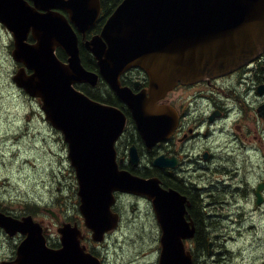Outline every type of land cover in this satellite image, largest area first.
<instances>
[{"label":"water","instance_id":"obj_1","mask_svg":"<svg viewBox=\"0 0 264 264\" xmlns=\"http://www.w3.org/2000/svg\"><path fill=\"white\" fill-rule=\"evenodd\" d=\"M31 1L46 13L24 0H0V24L14 41L11 56L23 64L12 80L29 97L40 99L46 120L61 132L77 180L78 209L93 242H103L117 227L118 216L111 211L116 192L145 196L161 231L158 264H192L184 242L194 237V227L184 219V198L162 190L156 178L119 170L114 145L125 127L124 115L73 88L94 84L98 76L83 68L69 21L84 36L98 20L99 0ZM50 7L64 8L69 21ZM29 33L33 45L26 43ZM85 47L151 148L174 129L167 108L157 105L168 92L178 84L230 74L264 53V0H123ZM56 48L66 52L68 64L58 60ZM133 67L147 75V94L121 87L119 76ZM130 150V163L136 165L137 154ZM160 159L153 166L160 167ZM258 191L256 205L262 202ZM44 211L59 221L52 210ZM0 228L9 237H23L15 258L1 264H101L81 245L84 236L77 224L61 223L59 248L47 245V231L30 215L18 219L0 211Z\"/></svg>","mask_w":264,"mask_h":264},{"label":"flooded vegetation","instance_id":"obj_2","mask_svg":"<svg viewBox=\"0 0 264 264\" xmlns=\"http://www.w3.org/2000/svg\"><path fill=\"white\" fill-rule=\"evenodd\" d=\"M24 1L37 12H45L35 7L31 0ZM99 1L102 15V0ZM50 8V11L68 19L69 14L64 8ZM99 21L100 17L85 37L71 24L77 33L80 57L82 52L91 57L85 43L99 34L106 19L99 31L94 30ZM27 42L34 43L31 35ZM56 53L61 62H68V56L62 48H57ZM91 61L94 62V69L84 68L96 73L98 79L94 84L84 82L74 87L91 100L117 108L124 115L125 127L115 144L119 169L146 179L156 177L162 190H172L183 197L184 219L195 228L193 240L196 239L197 220H202L199 224L204 226V219L213 216L208 213H204L207 217L201 213L197 215L196 208L201 210L214 203L221 204L227 199V194L233 195L234 192L244 201L251 199L255 208L264 205V169L263 177L257 179L253 187L249 186L248 180V177L260 175L264 159V53L230 74L191 85L179 84L168 92L157 105L167 108L165 113L174 123V129L166 139L151 148L146 146L139 135L129 107L99 75L93 56ZM119 82L122 88L134 95L147 94L149 90L147 75L137 67L122 73ZM131 148L135 149L138 157L136 165L130 163ZM159 157L161 166H153L154 160ZM251 161H255V165L247 169V162ZM242 177L244 181H237V178ZM233 188L236 191L232 193L230 190ZM257 190L263 204L256 207ZM122 197L147 203L158 225L150 201L143 197L116 193L112 211L118 214L120 224L123 220L119 208ZM15 238L20 240L19 236ZM207 240L211 241L208 233ZM54 246L58 247V244ZM96 249L97 245L90 249L94 255H97Z\"/></svg>","mask_w":264,"mask_h":264},{"label":"rangeland","instance_id":"obj_3","mask_svg":"<svg viewBox=\"0 0 264 264\" xmlns=\"http://www.w3.org/2000/svg\"><path fill=\"white\" fill-rule=\"evenodd\" d=\"M10 52V34L0 25V208L20 216L25 206L30 210L36 206L34 219L49 227V244H56L57 225L42 212L43 207L53 209L62 219L80 226L87 237L84 245L91 249L90 234L78 211L77 183L67 146L61 134L45 121L40 102L15 86L12 76L17 67ZM247 163V169L255 165V161ZM263 169L264 159L260 175L248 177L250 187L263 177ZM243 177L237 181H244ZM119 208L123 220L97 247L96 256L103 264H157L160 230L150 206L122 197ZM200 213L213 214L204 219L213 246L212 254L205 256L188 241L186 247L193 252L195 264H264V205L255 208L251 199L244 201L234 192ZM18 243L0 230V262L15 256Z\"/></svg>","mask_w":264,"mask_h":264},{"label":"trees","instance_id":"obj_4","mask_svg":"<svg viewBox=\"0 0 264 264\" xmlns=\"http://www.w3.org/2000/svg\"><path fill=\"white\" fill-rule=\"evenodd\" d=\"M122 0H102V16L100 17V21L98 22L97 25L94 26V30L99 31L98 29L106 19L108 15L113 11V9L121 2ZM81 60L83 66L89 68V69H94V62L91 61V57L86 54V52H82L81 55ZM192 207H194V204H192ZM3 210V209H2ZM5 211V210H4ZM38 211V208L36 206L33 207V210H30L27 206H25V213H30L31 215H35L36 212ZM196 213L200 214V210L196 208ZM199 217V216H198ZM198 221V228L196 231V239H195V244L196 248L201 251L202 254H205V256L209 255V240H207V232L205 231V226L199 224L202 223V220H197ZM195 264V260H194Z\"/></svg>","mask_w":264,"mask_h":264}]
</instances>
